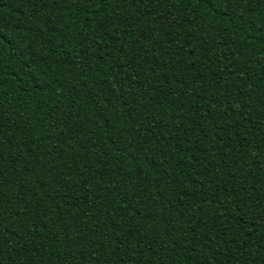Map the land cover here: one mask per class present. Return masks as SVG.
<instances>
[{"label":"trees","instance_id":"trees-1","mask_svg":"<svg viewBox=\"0 0 264 264\" xmlns=\"http://www.w3.org/2000/svg\"><path fill=\"white\" fill-rule=\"evenodd\" d=\"M0 264H264V0H0Z\"/></svg>","mask_w":264,"mask_h":264}]
</instances>
